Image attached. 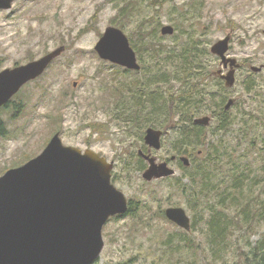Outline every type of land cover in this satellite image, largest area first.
Instances as JSON below:
<instances>
[{
    "label": "rangeland",
    "instance_id": "obj_1",
    "mask_svg": "<svg viewBox=\"0 0 264 264\" xmlns=\"http://www.w3.org/2000/svg\"><path fill=\"white\" fill-rule=\"evenodd\" d=\"M125 1L16 0L10 10L0 12V70L26 64L66 46L42 76L27 83L12 98L15 108L4 112L8 128L6 136H0V177L39 155L59 132L65 145L83 151L92 149L114 162L112 181L117 176L114 184L129 202L133 200L132 215L127 212L112 217L104 226L105 246L94 264L130 259L126 264H239L232 258L226 263L212 257L200 220L186 231L165 215L168 207H184L192 221L194 217L200 219L191 207V198L175 182L182 177L179 163L167 160L172 156L191 160L193 149L186 147L181 154L172 149L179 117L168 118L162 112L171 104L169 87L173 86L149 83L151 73L145 68L147 63L153 66L157 56L147 51L143 62L137 54L141 70L135 71L101 59L94 49L105 29L116 26L112 20ZM139 1L143 2L131 20L125 21L126 26H117L129 38L133 36L134 45H139L134 30L144 17L153 19L151 28L154 20L160 22L158 37L172 50H179L178 45L191 37L199 51L208 54L204 62L212 79L206 83L214 93L213 101L226 105L234 99L230 110L235 117L244 111L264 109V69L259 73L251 70V66H264V0H160L156 8L151 0ZM168 24L175 27V33L164 36L161 28ZM229 34L232 39L228 55L241 64L232 87L216 74L219 69L223 73L228 69L210 51L215 42ZM172 79L177 84L175 76ZM205 115L211 117V132L216 130L220 113L213 116L210 111L199 116ZM149 127L164 131L161 149L152 152L158 162L166 161L177 170L175 176L145 180L142 173L148 162L142 171L137 170L143 160L138 151L148 152L144 136ZM258 145L264 151V141ZM263 229L252 237L253 242L263 235ZM176 232L188 241L168 242L166 236ZM171 243L181 247L182 252L167 260Z\"/></svg>",
    "mask_w": 264,
    "mask_h": 264
},
{
    "label": "water",
    "instance_id": "obj_2",
    "mask_svg": "<svg viewBox=\"0 0 264 264\" xmlns=\"http://www.w3.org/2000/svg\"><path fill=\"white\" fill-rule=\"evenodd\" d=\"M14 0H0V11L10 10ZM175 27L164 25L161 34L173 35ZM229 34L215 42L210 51L218 56L227 73L216 74L227 87L234 86L241 64L230 57ZM98 56L127 70H141L137 52L123 29L111 25L94 47ZM66 50L62 45L39 59L0 70V109L29 82L42 76ZM264 66H251L261 72ZM77 85V82H74ZM225 105L229 110L234 104ZM211 117L198 116L194 123L209 126ZM164 131L149 127L144 141L149 152L139 150L149 166L142 176L147 181L175 176L168 162H158L152 149L160 150ZM175 159V156L173 157ZM190 166L188 157H181ZM114 162L92 149L83 151L65 145L59 132L45 149L21 166L0 177V264H94L105 246L103 228L115 216L129 211V201L112 182ZM166 217L186 231L192 220L184 207H168Z\"/></svg>",
    "mask_w": 264,
    "mask_h": 264
},
{
    "label": "trees",
    "instance_id": "obj_3",
    "mask_svg": "<svg viewBox=\"0 0 264 264\" xmlns=\"http://www.w3.org/2000/svg\"><path fill=\"white\" fill-rule=\"evenodd\" d=\"M142 2L126 0L118 6L112 23L124 28L125 21L131 20ZM150 4L156 8L160 0H151ZM152 20L144 17L138 22L134 31L139 45L132 43L133 36L129 39L143 62L147 51L158 58L153 66L145 64L147 72L151 73L149 83L156 81L173 86L169 87L171 104L162 114L168 118L179 117L172 149L178 154L186 147L193 149L191 165L186 166L180 160L182 177L175 181L183 194L191 198V207L200 217H194L192 227L199 220L204 223L203 234L215 260L228 263L232 258L239 264H264V233L256 242L252 241L264 226V169L257 168L264 167V151L258 145L264 141V109L244 111L240 117H235L230 109L224 108L223 102L213 101L214 93L206 83L212 79L204 62L208 54L202 49L199 51L191 37L178 45L179 50L170 49L160 41L162 37H158L160 22L156 24L154 20L151 28ZM210 111L213 116L220 113L216 130L212 132V127L194 123L196 117ZM4 125L0 122V136L7 134ZM139 163L137 170L142 171L146 163L144 160ZM116 179L114 176L112 182ZM128 214H133V200L129 202ZM166 238L168 242L181 240L185 244L188 241L179 232L168 234ZM169 246L170 258L182 252L176 243Z\"/></svg>",
    "mask_w": 264,
    "mask_h": 264
},
{
    "label": "flooded vegetation",
    "instance_id": "obj_4",
    "mask_svg": "<svg viewBox=\"0 0 264 264\" xmlns=\"http://www.w3.org/2000/svg\"><path fill=\"white\" fill-rule=\"evenodd\" d=\"M15 1L16 0H14V3H15ZM13 3V4H14ZM1 11H5V10H1ZM0 11V12H1ZM14 109L15 107L13 106V102H12V100H10L6 105H4V106H2L1 107V109H0V122L1 123H4L5 125L3 126V129H4V131H7V128H8V126H7V118H8V116H6L5 115V113L4 112H7L8 111V109ZM149 147V146H148ZM153 150V149H152ZM143 151V150H142ZM150 150H149V148H148V152H149ZM144 152V151H143ZM148 152H144V153H148ZM138 153H139V151H138ZM152 155H153V152H152ZM139 156H140V154H139ZM154 156V155H153ZM144 161H145V159L142 157V156H140ZM167 160H169L170 162L172 161H174V163H180V160H179V157L177 156L175 159H173V156L172 157H170L169 159H167ZM146 162V161H145ZM180 165V164H179ZM124 216V215H123ZM115 217H118V216H115ZM169 254H170V252H169ZM165 255V259H167V260H169V258L171 257L170 255ZM163 256V255H162ZM131 260V259H130ZM129 260V261H130ZM129 261H122V260H118V261H115V263H108V264H126V262H129Z\"/></svg>",
    "mask_w": 264,
    "mask_h": 264
},
{
    "label": "bare ground",
    "instance_id": "obj_5",
    "mask_svg": "<svg viewBox=\"0 0 264 264\" xmlns=\"http://www.w3.org/2000/svg\"><path fill=\"white\" fill-rule=\"evenodd\" d=\"M201 152V151H200Z\"/></svg>",
    "mask_w": 264,
    "mask_h": 264
}]
</instances>
